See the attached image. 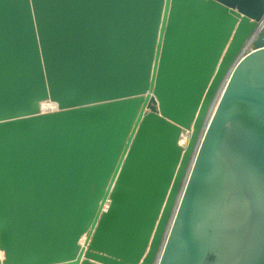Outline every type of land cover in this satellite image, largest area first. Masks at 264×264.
I'll return each mask as SVG.
<instances>
[{
    "label": "water",
    "instance_id": "1",
    "mask_svg": "<svg viewBox=\"0 0 264 264\" xmlns=\"http://www.w3.org/2000/svg\"><path fill=\"white\" fill-rule=\"evenodd\" d=\"M263 18L0 0V264H264Z\"/></svg>",
    "mask_w": 264,
    "mask_h": 264
},
{
    "label": "bare ground",
    "instance_id": "2",
    "mask_svg": "<svg viewBox=\"0 0 264 264\" xmlns=\"http://www.w3.org/2000/svg\"><path fill=\"white\" fill-rule=\"evenodd\" d=\"M42 108L44 110L55 109L56 104L53 102H44L42 105ZM187 137H188V135L186 136V138ZM219 172L221 173V171H219ZM213 177H215V176H213ZM208 184L209 185L207 187H203V189L201 190L202 201L200 202V205L197 209V213L195 215V223L197 225L212 226L213 224H215V219L210 218L211 212L209 211V206H211V204L206 202V200H209L211 195L213 194V190H214V186H215L214 179H211V181ZM213 217H215V216H213Z\"/></svg>",
    "mask_w": 264,
    "mask_h": 264
},
{
    "label": "built area",
    "instance_id": "3",
    "mask_svg": "<svg viewBox=\"0 0 264 264\" xmlns=\"http://www.w3.org/2000/svg\"><path fill=\"white\" fill-rule=\"evenodd\" d=\"M259 28H261V27H263L264 26V18L260 21V23H259ZM56 109V108H55ZM50 110H53V109H50ZM84 240V239H83ZM81 242H83V241H81Z\"/></svg>",
    "mask_w": 264,
    "mask_h": 264
}]
</instances>
